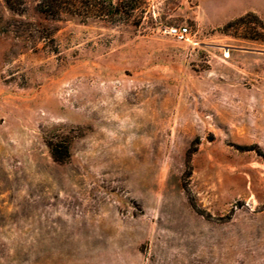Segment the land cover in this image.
<instances>
[{
	"label": "rangeland",
	"instance_id": "1",
	"mask_svg": "<svg viewBox=\"0 0 264 264\" xmlns=\"http://www.w3.org/2000/svg\"><path fill=\"white\" fill-rule=\"evenodd\" d=\"M21 1L0 0V264H264V0Z\"/></svg>",
	"mask_w": 264,
	"mask_h": 264
},
{
	"label": "trees",
	"instance_id": "2",
	"mask_svg": "<svg viewBox=\"0 0 264 264\" xmlns=\"http://www.w3.org/2000/svg\"><path fill=\"white\" fill-rule=\"evenodd\" d=\"M37 0V11L45 18L57 19L61 14H67L78 18H100L105 16L112 18L121 14L120 5L112 0ZM132 1V0H131ZM5 5L15 11L17 6L23 5L21 0H4ZM231 26V24H229ZM250 35L247 39L264 43V25H259V30L250 28Z\"/></svg>",
	"mask_w": 264,
	"mask_h": 264
},
{
	"label": "built area",
	"instance_id": "3",
	"mask_svg": "<svg viewBox=\"0 0 264 264\" xmlns=\"http://www.w3.org/2000/svg\"><path fill=\"white\" fill-rule=\"evenodd\" d=\"M169 34L175 37L178 40H186L188 36V31L185 27L182 28H170L169 29Z\"/></svg>",
	"mask_w": 264,
	"mask_h": 264
},
{
	"label": "water",
	"instance_id": "4",
	"mask_svg": "<svg viewBox=\"0 0 264 264\" xmlns=\"http://www.w3.org/2000/svg\"><path fill=\"white\" fill-rule=\"evenodd\" d=\"M225 50H227V48H225Z\"/></svg>",
	"mask_w": 264,
	"mask_h": 264
}]
</instances>
